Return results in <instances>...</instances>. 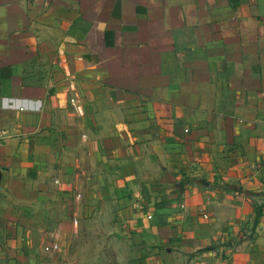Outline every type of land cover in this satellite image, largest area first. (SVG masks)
I'll return each mask as SVG.
<instances>
[{"label": "crops", "instance_id": "0c3cea01", "mask_svg": "<svg viewBox=\"0 0 264 264\" xmlns=\"http://www.w3.org/2000/svg\"><path fill=\"white\" fill-rule=\"evenodd\" d=\"M109 206L135 264H264V0H0V264Z\"/></svg>", "mask_w": 264, "mask_h": 264}, {"label": "rangeland", "instance_id": "374dc122", "mask_svg": "<svg viewBox=\"0 0 264 264\" xmlns=\"http://www.w3.org/2000/svg\"><path fill=\"white\" fill-rule=\"evenodd\" d=\"M115 218L114 207L109 206L104 215L93 214L88 220L81 219L76 224L71 245L79 264H128L127 261L135 260V249L129 239L117 236L113 229ZM113 235L124 240L109 242L107 236Z\"/></svg>", "mask_w": 264, "mask_h": 264}, {"label": "built area", "instance_id": "2783aa9c", "mask_svg": "<svg viewBox=\"0 0 264 264\" xmlns=\"http://www.w3.org/2000/svg\"><path fill=\"white\" fill-rule=\"evenodd\" d=\"M70 103L74 106V108L79 112V107L76 105V101L74 99L70 100ZM58 245L54 243H50L44 247L45 252H51V251H57L58 250Z\"/></svg>", "mask_w": 264, "mask_h": 264}, {"label": "trees", "instance_id": "16d2710c", "mask_svg": "<svg viewBox=\"0 0 264 264\" xmlns=\"http://www.w3.org/2000/svg\"><path fill=\"white\" fill-rule=\"evenodd\" d=\"M86 220H88V219H86ZM107 238H108V241L109 242H112L113 240H124V238H118L115 235H113V236H107ZM125 240H127V239H125ZM70 250H72V245H70ZM127 263L128 264H135V260H133V259L132 260H129V261H127Z\"/></svg>", "mask_w": 264, "mask_h": 264}]
</instances>
